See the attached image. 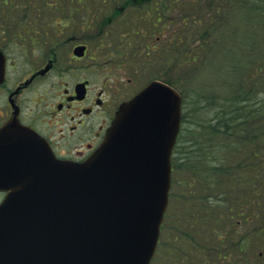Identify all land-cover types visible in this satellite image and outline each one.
Wrapping results in <instances>:
<instances>
[{
  "label": "water",
  "instance_id": "1",
  "mask_svg": "<svg viewBox=\"0 0 264 264\" xmlns=\"http://www.w3.org/2000/svg\"><path fill=\"white\" fill-rule=\"evenodd\" d=\"M181 104L170 86L151 82L119 107L82 163L58 161L23 136L0 169V186L10 190L0 203V264H150Z\"/></svg>",
  "mask_w": 264,
  "mask_h": 264
},
{
  "label": "trees",
  "instance_id": "2",
  "mask_svg": "<svg viewBox=\"0 0 264 264\" xmlns=\"http://www.w3.org/2000/svg\"><path fill=\"white\" fill-rule=\"evenodd\" d=\"M181 2L166 3L174 4L165 9L171 29L161 33L168 53L165 41L164 48L143 52L157 55L164 66L159 77L183 96L171 165L182 188L183 226L191 230L180 236L187 250L178 252L190 264H264V42L256 41L264 40V0H200L194 15L175 24L167 9L194 0ZM229 23L221 37L219 27L226 31ZM179 45L187 49L178 51ZM212 59L223 72L213 70ZM166 66L186 78L195 71L225 76L228 93L218 91L220 84L200 85L190 100L167 78ZM204 242L214 247H201Z\"/></svg>",
  "mask_w": 264,
  "mask_h": 264
},
{
  "label": "flooded vegetation",
  "instance_id": "3",
  "mask_svg": "<svg viewBox=\"0 0 264 264\" xmlns=\"http://www.w3.org/2000/svg\"><path fill=\"white\" fill-rule=\"evenodd\" d=\"M167 1L186 0H0V55L5 67L0 146L17 141L24 128L57 159L86 160L103 140L120 104L136 94L140 85L134 86V78L148 65L146 55L132 65L121 52L164 48L161 35L152 39L148 31L166 30L161 8ZM102 3L121 6H113L104 17ZM87 36L96 46L91 55ZM55 41L60 51L69 46L60 59ZM76 48H81L80 56ZM58 64L65 71L58 70ZM92 66L101 68L95 83L82 75ZM4 195L0 191V197Z\"/></svg>",
  "mask_w": 264,
  "mask_h": 264
},
{
  "label": "rangeland",
  "instance_id": "4",
  "mask_svg": "<svg viewBox=\"0 0 264 264\" xmlns=\"http://www.w3.org/2000/svg\"><path fill=\"white\" fill-rule=\"evenodd\" d=\"M201 1L203 2V0H201ZM173 5L174 4H172L171 6L170 5L168 6L166 4V5L162 6L161 9H162V11H164L166 13L165 9L167 7L173 8ZM198 5H200V0H194V3L191 5L190 4H182V6L177 5V8L175 9L174 12H172L171 8L167 9V15L174 18L175 24H178L179 23L178 22L179 16L184 15V14H186L187 16L194 15V12H195L196 8L198 7ZM101 6H102L101 14L102 15L104 14V17H105L107 15V13H109L110 10L113 8V6L119 7V6H121V4L119 3V4L114 5V4L102 3ZM163 7H165V8L163 9ZM93 22H95V21L93 20ZM227 22H229V20ZM230 23H229V27L226 29V31L224 30V25L219 27L218 32L221 34V37L224 36L225 34L227 35V33L229 32ZM242 24L243 25H240V28H241V32L244 33V31L247 30V26H245L244 23H242ZM171 26L168 25L166 30H164L162 32L164 33L167 31V33H169ZM174 28H175V26H174ZM153 30H155V29L150 28V30L148 31V33H152V36H151V37H153L152 39L159 38L161 34L159 33L158 29L156 30L157 32H155ZM151 31H153V32H151ZM246 36L248 37L249 35H246ZM139 38H140V36H139ZM165 38H166V36H165ZM165 38L163 36L162 40L163 41L165 40L164 43L166 44ZM88 39L89 38L87 36V39H86L87 42H88ZM256 41H257L258 45L261 44L262 42H264L263 38H262V40L260 38H258ZM88 43H89V51H90L89 54L91 55L92 51H93L92 48H94V51H95L96 46L91 45L90 42H88ZM134 43H135V41H134ZM229 45L230 44H226L225 45L226 48H229ZM184 46L181 47V45H179L177 47V50L178 51H180L181 49L186 50L187 48ZM53 47H54V50L56 51V54L59 52V59H60V58L64 57L63 54L66 53V51L68 50L67 48L69 46L63 48L60 51V49H58V42L55 41ZM166 47L167 48L165 49V54L168 53L167 51L169 49L167 44H166ZM222 48H225V47H222ZM222 48L219 50H222ZM142 53L143 52H140V51H128V50H125V48H124V50L121 52L120 55L127 54V57H129L130 60L133 61L132 65H134L137 61L140 60V56H142ZM131 56H132V58H131ZM156 56L157 55H152V54H151V56L146 55L148 65L145 67L144 70H140L139 72H137L138 76L136 78H134L135 79L134 80L135 81L134 86L141 85L140 84L141 79L145 81L147 78H153V77L159 75L160 73L161 74L164 73V71H163L164 66H161L160 64H158V59ZM220 56L222 58V55H220ZM99 58H101V57H99ZM167 63H169V62H167ZM211 65H213L214 71L215 70L219 71L218 61L216 59H215V61L212 59ZM57 69L65 71V68L63 66H61V64H58ZM86 70H87L86 72L83 71V74L82 73L81 74L84 75V77H87L88 79L93 81V83H95V80L98 79V77H99V73H100L101 68L99 66H92L90 68H87ZM219 72H223V71L221 70ZM201 73H204V74L200 75ZM201 73L195 71L194 72L195 75H191L189 73L190 74L189 77L186 78L184 76L176 74L175 71H171L168 66H166V69H165V74L167 75V78L171 79L173 82H177V84H179V86L182 88L183 91H187L188 93L186 96H187V98H190V100H191V98L197 97L200 85H202V86L206 85L207 87L211 86L212 88H214V86H215V88H216L217 87L216 85L220 84L221 85L220 87H222V89L220 88L218 91H220L222 94L228 93V91H227L228 80L225 76L224 77L218 76L215 73L214 74L213 73L207 74L206 71H201ZM138 80H139V82L137 83ZM62 83L63 82H60V84H62ZM174 178L179 179L178 175L174 176ZM181 199L183 200L182 188L179 187V185L177 184V181L175 183L172 181V186H171V190H170V197H169V206H168L166 218L164 221V227L162 230L161 242H160L159 248H158L151 264H190L189 259L184 258L182 253L178 252L179 249L180 250L185 249V251L187 250V247L185 248V246H184L186 244L183 243L184 240H180V236H183L184 233L189 234V232L191 230V229H187L185 226H183V225H186V221L182 218V210L183 209L181 207ZM239 229H240V227H239ZM200 246L201 247H208L209 246L210 248H213L214 244L212 245L211 243L209 244L207 242H204V243H201ZM174 250H176V251H174Z\"/></svg>",
  "mask_w": 264,
  "mask_h": 264
}]
</instances>
